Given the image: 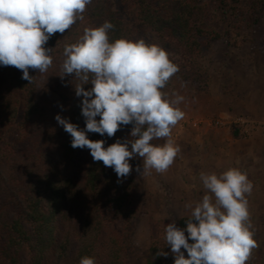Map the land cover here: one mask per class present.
I'll return each instance as SVG.
<instances>
[{"label": "trees", "instance_id": "1", "mask_svg": "<svg viewBox=\"0 0 264 264\" xmlns=\"http://www.w3.org/2000/svg\"><path fill=\"white\" fill-rule=\"evenodd\" d=\"M118 1L131 6L141 25L181 41L191 53L200 51L199 38L209 36L206 13L197 0ZM242 2L218 0V9L222 14L235 12ZM105 21L114 25L110 42L122 37L133 40L110 1L92 0L82 20L48 40L45 47L53 49V63L47 72L30 69L29 82L22 79L21 70L0 65V264H22L23 255L25 264H79L83 257L94 258L95 264L126 262L129 222L137 215L134 182L128 176L118 182L113 168L94 161L89 149L81 174L67 167L77 148L55 117L59 114L84 130L82 97L75 89L66 102L44 94L45 79H55L54 66L57 61L63 64L65 45L76 43L86 27ZM212 31L210 38L217 40L220 35ZM70 76L74 86L80 83ZM175 76L183 79L180 70ZM84 88L91 89V83ZM121 127L131 132L133 125ZM87 136L104 140L105 147L111 145L107 134ZM189 218L179 219L177 226L186 228ZM159 251L158 244L150 246L145 264H163L164 257L156 255Z\"/></svg>", "mask_w": 264, "mask_h": 264}, {"label": "clouds", "instance_id": "2", "mask_svg": "<svg viewBox=\"0 0 264 264\" xmlns=\"http://www.w3.org/2000/svg\"><path fill=\"white\" fill-rule=\"evenodd\" d=\"M91 2L0 0V65L21 70L22 79L29 82L33 79L30 69L47 72L53 63V49L45 47L48 40L82 20ZM113 28L109 21L86 27L76 43L65 45L60 77L73 75L79 80L74 89L76 96L82 97L86 128L79 130L59 114L55 119L71 135L73 148H88L93 160L113 168L120 182L132 172L129 161L136 156L143 158V170L136 169L140 175L151 170L164 173L172 166L180 152L172 130L185 113L179 107L184 97L173 93L169 98L163 91L179 71L169 53L144 39L122 37L110 42ZM89 83L92 88L85 90ZM129 124L133 125V139H117L107 147L104 140L93 141L87 136L98 133L113 137L122 125ZM153 140L164 143L156 145ZM200 178L211 195H203L194 207L186 205L192 209L186 228H178L175 221L165 228L174 264H247L258 247L246 198L252 192V182L237 167L219 175L201 173ZM156 255L167 257L168 253L159 251ZM79 264H95V259L83 257Z\"/></svg>", "mask_w": 264, "mask_h": 264}, {"label": "rangeland", "instance_id": "3", "mask_svg": "<svg viewBox=\"0 0 264 264\" xmlns=\"http://www.w3.org/2000/svg\"><path fill=\"white\" fill-rule=\"evenodd\" d=\"M108 1L131 31L133 41L144 39L163 47L183 76L174 75L163 89L169 98L173 93L184 97L179 107L185 116L172 130V138L180 147L174 163L164 173L151 170L140 175L136 169L143 170V158L136 156L129 161L133 170L128 177L134 182L137 215L129 222L125 264H145L146 252L153 244L168 253L163 256V264L173 263L175 257L165 241L166 225L175 221L177 226L179 219L191 216L192 209L186 205L194 207L203 195H211L203 187L201 173L219 175L231 167L247 173L253 184L246 198L258 247L247 264H264V0H243L235 12L224 14L218 9V0H197L206 13L209 36L197 40L201 48L195 53L181 41L141 25L131 14V6ZM212 29L220 35L217 40L210 38ZM54 69L55 79L43 78L47 80L44 94L55 102L58 95V101L66 102L65 97L74 90L73 80L70 75L60 77L61 62L57 61ZM238 118L253 123L256 129L252 135H241L229 124ZM117 139L123 142L133 138L121 127L109 137L111 144ZM87 150L77 148L66 166L81 174ZM71 217L75 219L76 215L72 213ZM182 251L187 258L186 250ZM21 262H26L24 255Z\"/></svg>", "mask_w": 264, "mask_h": 264}, {"label": "built area", "instance_id": "4", "mask_svg": "<svg viewBox=\"0 0 264 264\" xmlns=\"http://www.w3.org/2000/svg\"><path fill=\"white\" fill-rule=\"evenodd\" d=\"M229 124L234 126L241 135L250 136L256 129L251 121L245 118H238L233 121H229Z\"/></svg>", "mask_w": 264, "mask_h": 264}]
</instances>
